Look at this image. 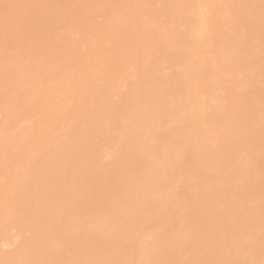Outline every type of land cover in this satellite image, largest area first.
Segmentation results:
<instances>
[{
    "label": "rangeland",
    "instance_id": "374dc122",
    "mask_svg": "<svg viewBox=\"0 0 264 264\" xmlns=\"http://www.w3.org/2000/svg\"><path fill=\"white\" fill-rule=\"evenodd\" d=\"M263 222L264 0H0V264H231Z\"/></svg>",
    "mask_w": 264,
    "mask_h": 264
},
{
    "label": "bare ground",
    "instance_id": "6f19581e",
    "mask_svg": "<svg viewBox=\"0 0 264 264\" xmlns=\"http://www.w3.org/2000/svg\"><path fill=\"white\" fill-rule=\"evenodd\" d=\"M35 172L34 170H32ZM29 172V171H28ZM27 173V172H26ZM25 173V174H26ZM30 174V173H29ZM33 175L32 173L29 175ZM27 176V175H26ZM45 201V200H44ZM49 204V201H48ZM264 223V222H263ZM264 229V225H257L253 226L251 232L247 233L246 230L241 229V233L237 235V240H241L243 238L245 240V245H247V251L243 255L239 254H233L229 257V260L231 261V264H234V262L238 263L239 260L244 259L248 260L251 264H264V245H260L257 239V233L261 231V229ZM50 225H48L47 228L44 229H36L35 230V236H34V242H38L41 237L48 238L52 237L51 243H49V246L52 245L55 242L58 241H64L67 239V233L64 231L65 226H60L58 231L54 235H52L53 231ZM97 224L94 225L91 230H96ZM72 237L71 231L68 235V239ZM39 246V245H38ZM229 251V249H227ZM49 249H42L39 247V249L33 254L31 257L27 258L24 264H45V262L50 258L51 252L49 255ZM79 264H84L83 261H81Z\"/></svg>",
    "mask_w": 264,
    "mask_h": 264
}]
</instances>
